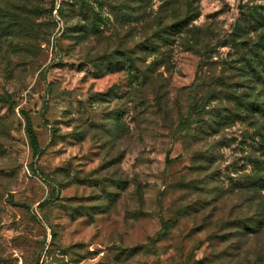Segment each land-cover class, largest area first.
<instances>
[{
  "label": "rangeland",
  "instance_id": "374dc122",
  "mask_svg": "<svg viewBox=\"0 0 264 264\" xmlns=\"http://www.w3.org/2000/svg\"><path fill=\"white\" fill-rule=\"evenodd\" d=\"M0 98V264H264V0H0Z\"/></svg>",
  "mask_w": 264,
  "mask_h": 264
},
{
  "label": "trees",
  "instance_id": "16d2710c",
  "mask_svg": "<svg viewBox=\"0 0 264 264\" xmlns=\"http://www.w3.org/2000/svg\"><path fill=\"white\" fill-rule=\"evenodd\" d=\"M6 101H8L7 98H0V102H6ZM25 119H26V131L30 139L31 148L36 153L39 150L36 134L30 122V118L28 116H25Z\"/></svg>",
  "mask_w": 264,
  "mask_h": 264
}]
</instances>
